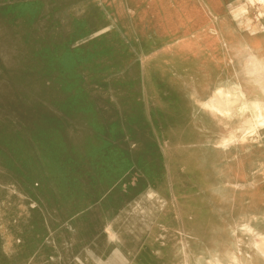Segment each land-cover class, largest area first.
I'll list each match as a JSON object with an SVG mask.
<instances>
[{
    "label": "rangeland",
    "instance_id": "rangeland-1",
    "mask_svg": "<svg viewBox=\"0 0 264 264\" xmlns=\"http://www.w3.org/2000/svg\"><path fill=\"white\" fill-rule=\"evenodd\" d=\"M125 1L127 11L121 0H0V264L13 262L14 244L23 246L16 231L22 236L29 224L44 237L20 264H127L112 258L117 252L106 231L108 207L133 242L129 264H180L172 255L182 236L168 217L174 204L160 210L149 188L174 197L184 210L189 203L205 222L209 248L219 241L220 255L231 249V230L249 224L264 233L262 168L253 181L237 182L227 180L236 177L222 166L253 170L263 158L254 148L264 138L253 136L248 143L254 151L238 159L206 157L198 149L203 136H196L193 149L184 144L162 151L157 104H172L179 96L173 81L191 73L174 70L169 61L173 33L156 29L157 0ZM236 2L229 0L228 15ZM243 2L253 21L249 30L260 28L264 4ZM165 3L173 7L174 1ZM245 102L264 109L261 100ZM249 111L239 119L247 121L244 133L251 127ZM186 162H198L202 180L178 176ZM239 234L243 251L254 255L255 238Z\"/></svg>",
    "mask_w": 264,
    "mask_h": 264
},
{
    "label": "crops",
    "instance_id": "crops-1",
    "mask_svg": "<svg viewBox=\"0 0 264 264\" xmlns=\"http://www.w3.org/2000/svg\"><path fill=\"white\" fill-rule=\"evenodd\" d=\"M194 1V7H204L205 10L208 9L209 16L207 14L205 15V26L209 24L211 29L198 33L197 30L199 27L194 23L196 19H189L190 16L195 18L196 14L193 12L194 10H189L188 16L181 17L180 23L183 25L178 30H174L173 36L171 33L166 34L163 31L161 32L173 37L171 38L172 43H170L173 48L171 49L172 52L169 61H171L174 70L176 68H181L182 70L184 67H188L191 77L190 79H185L184 76L178 75L179 79L177 82L173 81L172 83L175 90L179 92V96L177 95L178 98L173 101L172 104H166V107L164 104L162 106L160 102L157 104L158 131L156 130V136L159 148L162 149V151L173 149V147L181 149L182 145L188 144V148L193 149L192 143L196 141V136H203L206 140L203 139L204 141L200 143L198 149L202 150L206 157L219 160L225 158V154H231L233 158L238 159L243 152H252L254 149L261 153L264 151V143L261 147L253 149L250 143H248L250 139L244 142V144H228L225 149L219 150L215 146L216 144L209 142L212 137L223 134L224 130L217 127L213 120H200V114H198L197 109L199 107L198 103L200 101L209 100V98L214 95L212 93L215 92L218 86L228 85L230 82H234L235 84L238 83L246 93L248 100L258 99L264 102V22L259 24V29L255 28L254 30L240 31L237 29L239 27L234 17L228 15V9H225L229 5V0H216L214 4L211 0ZM236 1L237 2L231 4L230 7L239 6L243 0ZM249 2L252 4L251 0H249ZM255 4L256 3L252 5L254 6ZM122 5L126 10L128 9L125 0H123ZM166 6L167 4L157 0V7L160 8L157 10V17L163 25V28L165 21L171 22L170 16H164L163 14L162 8ZM175 6L177 5L174 2L173 7ZM213 6L224 9L216 13L212 9ZM225 16L233 25L232 30L225 29L227 25V21L224 20ZM113 28V25L104 28L108 29L104 34L112 31ZM98 35H101V31ZM175 42H178L177 46H175ZM192 87L195 88L199 95H193L194 91H191ZM162 108L163 112L161 111ZM207 115L208 118H213L211 113L208 112ZM166 135H170L172 139H168V137H165ZM260 157L263 158L260 161H255L256 164L253 170L245 169L244 164H237V168H234V164L232 168L229 164H223V168L225 166L230 167L228 170L230 172H226L236 177V179L227 180L238 182L241 180L244 181L245 177H247L246 179L250 178V180L253 181L257 168H263L264 166V153H261ZM179 166L183 167L182 172L180 173L179 170L178 173L180 174L178 175L180 178L184 179L186 177L187 181L202 180V176L198 174L196 169L198 162L181 163ZM209 166L210 162L206 164L204 170L209 171ZM178 176L177 173L174 174V182H179L181 180H179ZM204 179L206 180V178ZM226 186L237 190L243 187L238 184H228ZM251 186L253 185L251 184ZM149 190H151V188L148 189V192ZM186 208L189 209L187 213ZM186 208L184 210L178 204L179 213H181L182 210L184 212L182 218H179L180 222L182 220L181 224L184 234L191 229V217L192 215L194 216L189 203ZM198 220L200 222L202 221L201 219ZM195 223H197L196 219L193 220V224ZM29 232L32 233L31 235L33 238L29 240L27 246L35 247L39 240L36 239V236L42 234V232L35 230L34 226L29 228ZM203 232L202 235L204 236ZM18 262L19 260L15 259L14 263ZM258 263L263 264L262 262Z\"/></svg>",
    "mask_w": 264,
    "mask_h": 264
},
{
    "label": "bare ground",
    "instance_id": "bare-ground-1",
    "mask_svg": "<svg viewBox=\"0 0 264 264\" xmlns=\"http://www.w3.org/2000/svg\"><path fill=\"white\" fill-rule=\"evenodd\" d=\"M173 1L176 3L177 6L171 7L170 5L169 6L167 5L165 8H162L164 16L165 15L170 16L171 22L165 21L164 28H163V25L161 24V22L158 20V17H157V21L155 25H156V29L159 32L163 31L166 34L168 33L172 34L174 30H178L183 25L180 23V20L182 19L181 17L188 16L189 10H194L193 12H195L196 14L195 18L190 16L189 19L190 20L196 19L194 23L199 27V29L197 30L198 33L199 32L201 33V31L211 29L209 24L205 26V22H206L205 15L207 14L209 16L208 9L205 10L204 7L202 8L194 7L193 6L195 2L194 0H168L169 4L170 2H173ZM215 1L216 0H211L213 4L215 3ZM251 1L254 3L257 2L259 4H264V0H251ZM160 2L165 3V0H160ZM122 3H123V0H121L120 2V8H122L125 11L129 10V9L126 10L125 7L122 5ZM159 9L160 8H158L157 10ZM212 9L214 12L219 13L221 9H224V8L213 6ZM233 17L239 27L237 28L238 30L249 31V28L251 27V24H252V17L247 11V4L245 2L242 1V3L238 6V8L233 12ZM224 20L227 21V25L225 26V29L227 28V30H232L233 25L228 21L226 16L224 17ZM107 30L108 29L101 30V35L104 34ZM177 45H178V42H175V46ZM168 47L171 49L173 48L172 44H169ZM140 63L143 64V75L145 78V76L147 75L145 59L141 58ZM231 75H232V72H231ZM191 91H194L193 92L194 96L199 95L198 92H196L194 87L191 88ZM212 94L214 95L211 98H209V100L200 101L198 103L199 105L197 109L198 114H200V120L202 121H206V119L207 120L210 119V121L213 120L216 126L219 128H222L224 132L221 135H216L212 137L209 143L213 142V144H216L215 146L219 150H223L228 144H236V143L244 144V142L248 141L255 135H259L262 138H264V109H262L259 104L246 103L245 102V100L247 99L246 93L242 90V87L238 85V83L235 84L234 82L233 83L230 82L228 85L218 86L215 89V92ZM231 104L237 106L236 110L234 108L235 111H232L231 109H229V106ZM246 109H250L251 111L249 112H252V114L249 116V119H251V121L248 119L249 120L248 129L250 126L251 127L248 130V132L246 131L247 133H244L245 130L243 129L244 132H242V128H245L244 125H245V122L247 121H244L243 119L242 120H239V119L243 118V116H241L242 115L241 112H245ZM208 112L211 113V116L213 118H208V115H207ZM261 153H264V151H262ZM261 173L264 174V166L261 170ZM235 188H238V187H235ZM147 196L149 200L154 202L155 206L159 208L160 210L165 209L167 206L170 205V203L174 204V208H173L174 212H171V214H169L168 217L173 216L174 227H175V224L177 225L174 229H176L178 231V234L182 236V239L178 238V240L174 242L173 255H172L175 258V261L177 260L178 262H180L179 260H181L180 264H259L258 262H262L264 264V248L263 249L261 248L264 246H260L263 243L261 238H264V234H260L259 232H257L251 225L244 224L243 226L238 227L237 230H231L229 234L231 239L233 238L231 249L228 250L223 255H220L218 248H215L216 246L220 245L219 241L215 239L211 245L213 249H210L208 243L205 241L204 236L202 235V232L204 229V221L200 222L198 220L199 218L197 219L195 216L192 215L191 229L189 231H186V233L184 234L182 230L183 229L182 224H181L182 220L181 222L179 221V218H182L183 213L182 212L179 213L178 211V204H179L177 203L178 201L175 200L174 197L171 199L164 197L161 194H158L152 188L147 193ZM180 214H181V217H180ZM106 216L108 220L106 231L108 234L109 243L113 248H115L117 252V255L115 254L112 256L113 260H116V259L119 260V258H121L127 264L132 263L129 258V255L134 250L131 237L126 233V231L124 232L117 228L116 218H115L116 216L114 215V212L112 211L110 207H108L106 211ZM194 219L197 220V223L195 224H193ZM255 219L257 220L258 218L255 217ZM85 223L87 224V222ZM31 226L32 224H29L26 227V229L23 230L22 236L18 234L19 233L18 230L16 231V234H17L16 236L22 237L23 239V246H22V243L14 244L15 253L12 256L14 260L11 264H20V260L25 258L27 255H29L32 252L33 248H35L32 246H30L31 248L27 246L29 240L33 238V236L31 235L32 233L29 232V228ZM84 230L85 229H83V231ZM239 232L243 234H248L252 236L253 238H255L252 244V250H253L254 255L248 253V251L247 252L243 251L242 245H241V239L239 237L240 235ZM38 238H43V232L42 234L36 236V239ZM15 259H18L19 262L14 263ZM54 264H60V261L57 260V262H55ZM87 264H95V263L92 260L88 259Z\"/></svg>",
    "mask_w": 264,
    "mask_h": 264
}]
</instances>
